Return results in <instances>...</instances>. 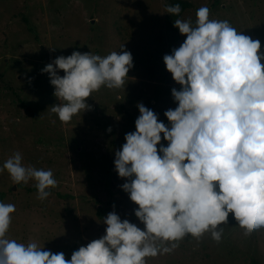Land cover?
Here are the masks:
<instances>
[{"label":"rangeland","instance_id":"1","mask_svg":"<svg viewBox=\"0 0 264 264\" xmlns=\"http://www.w3.org/2000/svg\"><path fill=\"white\" fill-rule=\"evenodd\" d=\"M173 1L0 0V167L18 151L26 166L51 169L57 180L41 201L35 181L16 185L6 170L0 173V202L16 206L7 238L44 245L70 259L105 234L103 219L110 212L143 229L134 215L138 206L114 170V152L125 134L135 131L137 103L166 125L164 112L177 106L171 89L180 86L163 63L186 39L165 13ZM185 1L191 7L179 19L194 22L197 9L206 6L210 19L227 20L259 40L264 52V0ZM122 45L134 64L125 86L102 87L87 98L90 111L59 121L49 108L59 102L41 70L73 51L106 56ZM218 227L224 228L219 242L210 233L188 235L171 252L147 258V264H264V228L246 235L232 212Z\"/></svg>","mask_w":264,"mask_h":264},{"label":"clouds","instance_id":"2","mask_svg":"<svg viewBox=\"0 0 264 264\" xmlns=\"http://www.w3.org/2000/svg\"><path fill=\"white\" fill-rule=\"evenodd\" d=\"M180 12L178 3L165 9L171 16ZM209 17L202 6L194 22L174 20L186 39L163 56L180 86L171 89L177 106L164 112L168 124L137 103L135 131L114 152V170L143 229L110 212L105 234L66 259L44 245L7 238L16 206L0 202V264H147L188 235L210 233L219 242L224 228L218 226L229 212L246 235L264 228V52L259 40ZM119 50L106 56L73 51L41 70L59 102L49 107L59 121L90 111L87 98L102 87L125 86L133 56L124 45ZM5 170L16 185L35 181L41 201L57 186L51 169L26 166L18 151L4 161L0 173Z\"/></svg>","mask_w":264,"mask_h":264},{"label":"trees","instance_id":"3","mask_svg":"<svg viewBox=\"0 0 264 264\" xmlns=\"http://www.w3.org/2000/svg\"><path fill=\"white\" fill-rule=\"evenodd\" d=\"M180 4V7H181V12L178 16H171L172 19H179L182 14L188 9L191 7V4L185 0H174L172 4ZM100 215H103V214H100Z\"/></svg>","mask_w":264,"mask_h":264}]
</instances>
